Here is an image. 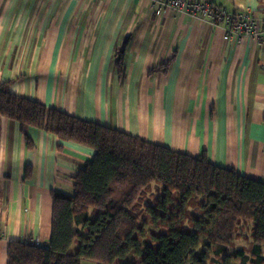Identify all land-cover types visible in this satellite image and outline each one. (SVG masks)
Listing matches in <instances>:
<instances>
[{
  "label": "crops",
  "instance_id": "crops-1",
  "mask_svg": "<svg viewBox=\"0 0 264 264\" xmlns=\"http://www.w3.org/2000/svg\"><path fill=\"white\" fill-rule=\"evenodd\" d=\"M264 28V0H211ZM143 0H0V85L83 121L264 182V38H225ZM126 42L123 75L116 49ZM0 116V264L10 242L51 237L52 199L71 196L85 147ZM133 259L126 260L132 263ZM81 264H91L82 262Z\"/></svg>",
  "mask_w": 264,
  "mask_h": 264
},
{
  "label": "trees",
  "instance_id": "trees-1",
  "mask_svg": "<svg viewBox=\"0 0 264 264\" xmlns=\"http://www.w3.org/2000/svg\"><path fill=\"white\" fill-rule=\"evenodd\" d=\"M125 48L115 53L121 77ZM9 88L0 85V116L18 124L28 148L33 128L94 156L73 179L71 196L51 193L48 244L10 242L7 264H264V182L214 166L205 153H177ZM241 221L251 224L250 241L228 254Z\"/></svg>",
  "mask_w": 264,
  "mask_h": 264
},
{
  "label": "built area",
  "instance_id": "built-area-1",
  "mask_svg": "<svg viewBox=\"0 0 264 264\" xmlns=\"http://www.w3.org/2000/svg\"><path fill=\"white\" fill-rule=\"evenodd\" d=\"M150 5L151 10L157 18L162 17L167 12H184L193 17L207 19L218 25H225V38H233L238 42L243 40H254L259 35L264 38V28L259 31L256 21L245 12L228 14L218 12L213 8L211 0H143ZM24 243L34 246L42 245L35 240H25Z\"/></svg>",
  "mask_w": 264,
  "mask_h": 264
},
{
  "label": "rangeland",
  "instance_id": "rangeland-1",
  "mask_svg": "<svg viewBox=\"0 0 264 264\" xmlns=\"http://www.w3.org/2000/svg\"><path fill=\"white\" fill-rule=\"evenodd\" d=\"M155 184H153V187H154ZM154 196L155 195H150V196H147L148 200L149 199L151 200V203H154L155 200L154 199ZM250 226L251 224L250 223H245L243 221L239 222V225H238V235H237V238L235 239L234 241V244H233V247H231L228 251V254L232 253L233 250H238V249H245L247 247V240L249 239V229H250ZM250 241V239L248 240ZM144 241L142 240L141 241V246L144 245L143 243ZM77 247V244H74L73 247L71 248V251L74 252L75 248ZM133 257V255H129L127 260L129 258ZM216 257L214 254H210V258H209V262H213L215 261L216 262ZM214 264H218V263H214Z\"/></svg>",
  "mask_w": 264,
  "mask_h": 264
}]
</instances>
